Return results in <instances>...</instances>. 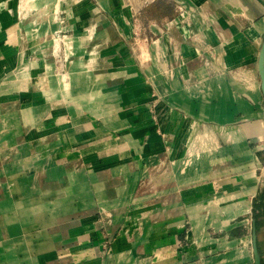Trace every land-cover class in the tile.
<instances>
[{"label":"crops","instance_id":"crops-1","mask_svg":"<svg viewBox=\"0 0 264 264\" xmlns=\"http://www.w3.org/2000/svg\"><path fill=\"white\" fill-rule=\"evenodd\" d=\"M51 1L0 0V264H249L264 0Z\"/></svg>","mask_w":264,"mask_h":264},{"label":"rangeland","instance_id":"rangeland-1","mask_svg":"<svg viewBox=\"0 0 264 264\" xmlns=\"http://www.w3.org/2000/svg\"><path fill=\"white\" fill-rule=\"evenodd\" d=\"M49 0H36V2H39L40 4H42V3H44V2H48ZM51 1V0H50ZM52 2V1H51ZM50 2V3H51ZM49 3V2H48ZM55 5V4H54ZM56 8V7H55ZM154 14V12H153V10H150L147 14H144L143 16H142V20L143 21H146V20H151V19H158V20H161V19H163V18H160V17H157L156 18V16H154L153 15ZM50 15H54V14H50ZM40 21L38 22V23H36V28H30L32 31H33V35H34V37L35 36H38V29L37 28H39L40 30H45L47 27H48V24H50V21H49V16L47 17V16H44L43 18H41V19H39ZM32 21V20H31ZM40 32V31H39ZM59 34H57V36H58ZM59 37H61L62 38V40H65V38H66V35H61L60 34V36ZM52 39H53V37H52ZM61 51H60V56H62L63 57V62H67V58H66V55H65V46H64V42L63 43H61V49H60ZM144 50V49H143ZM146 64H148L147 62H146ZM149 65V64H148ZM71 78V82H73V80H74V76H70ZM76 78H78V77H76ZM252 94V93H251ZM253 95V94H252ZM254 96V95H253ZM188 158H191V156H188ZM195 157H193V159H194ZM190 161V159H188L187 160V162H189ZM194 161V160H193ZM184 165H186V163L184 162L183 163ZM187 170V169H186ZM186 172V171H185ZM196 178V177H195ZM262 203H263V205H264V196L262 197ZM264 212V211H263ZM239 214V213H238ZM253 215V214H252ZM251 214L250 215H247V216H245V217H242V218H239V219H237L236 220V222H243V225H242V227H240L239 229H237L238 231H236L235 233H232L231 234V236L232 237H236V235H241V236H243V233H245L244 235H246V236H249L250 238L252 237V219H251V216H252ZM249 220L248 221V223L246 222V220ZM261 220V233H260V237L258 238V243H259V251H260V255H261V258H262V263H264V213H262V216H261V218H260ZM235 222V223H236ZM186 229L184 230V234L182 235V238L179 240V247H178V257H177V260H184L185 259V261L187 260V261H190V264L191 263H196V262H199V261H201L202 259H201V254H200V251L198 250L197 252L198 253H196L197 255H196V257H193V258H191V259H189L188 260V258H189V256H188V252H187V250H185L184 249V251H182V250H179L180 248H188V249H192L193 247H192V243H191V241L189 240V232H190V230H191V224H190V222H189V220L187 219V225H186ZM211 233H212V235H214V237L215 238H219V237H226L228 234L227 233H214L213 231H210ZM249 243H250V245H249V250H250V255H251V260L249 261V264H255V256H254V251H253V242L250 240L249 241ZM222 244H224V242H222ZM235 244V243H234ZM233 244V245H234ZM244 247V244L243 245H240V247ZM9 251V250H8ZM231 251H233V249H231V250H222V251H219V252H217V253H215L214 255L212 254V255H209V256H206V258H208V259H212V258H218V257H220V256H222V255H225V254H227V253H229V252H231ZM10 252V251H9ZM231 257V256H230ZM222 260H220V264H228V262L229 261H231V258H229L228 256L227 257H224V258H221ZM253 259V260H252ZM243 260V258L240 260V261H242ZM244 261V260H243ZM240 264V263H239ZM241 264H243V263H241Z\"/></svg>","mask_w":264,"mask_h":264},{"label":"trees","instance_id":"trees-1","mask_svg":"<svg viewBox=\"0 0 264 264\" xmlns=\"http://www.w3.org/2000/svg\"><path fill=\"white\" fill-rule=\"evenodd\" d=\"M150 10H153L154 12V16L157 17H160V18H164V17H168L170 16V14L173 12V5L172 4H168V3H165V2H157V4H155ZM262 200V196L259 198V200ZM259 201L258 202V199L257 201L255 202V211L256 212V233H257V237L259 238L260 237V233H261V216H262V213H264V205L262 203V201ZM264 264V263H263Z\"/></svg>","mask_w":264,"mask_h":264},{"label":"water","instance_id":"water-1","mask_svg":"<svg viewBox=\"0 0 264 264\" xmlns=\"http://www.w3.org/2000/svg\"><path fill=\"white\" fill-rule=\"evenodd\" d=\"M259 75L261 79V88L264 94V46H263V50H262L260 61H259ZM253 251H254V256H255V264H263L260 251H259V247H258L256 232H255V240L253 243Z\"/></svg>","mask_w":264,"mask_h":264},{"label":"bare ground","instance_id":"bare-ground-1","mask_svg":"<svg viewBox=\"0 0 264 264\" xmlns=\"http://www.w3.org/2000/svg\"><path fill=\"white\" fill-rule=\"evenodd\" d=\"M58 47H59V46H58ZM251 88L255 90V86H254V88L251 86ZM254 90H253V91H254ZM256 92H257V88H256ZM8 141H10V140H8ZM6 143H7V142H6ZM8 206H10V207H11V206H12V204H9ZM22 222H23V220H22ZM25 222H26V221H25ZM15 231H16V230H15ZM15 231H14V232H15ZM126 256H127L126 254H125V255H122V256L120 257V259H122V260H124V261H125V260H126V258H127Z\"/></svg>","mask_w":264,"mask_h":264},{"label":"built area","instance_id":"built-area-1","mask_svg":"<svg viewBox=\"0 0 264 264\" xmlns=\"http://www.w3.org/2000/svg\"><path fill=\"white\" fill-rule=\"evenodd\" d=\"M60 49H61V48H60ZM60 49H59V54H60V51H61ZM59 54H58V55H59Z\"/></svg>","mask_w":264,"mask_h":264}]
</instances>
